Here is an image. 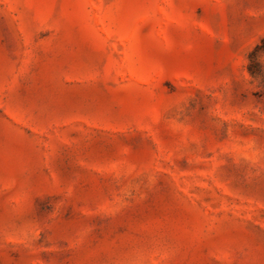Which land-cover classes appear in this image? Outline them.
I'll return each mask as SVG.
<instances>
[{
	"label": "rangeland",
	"instance_id": "obj_1",
	"mask_svg": "<svg viewBox=\"0 0 264 264\" xmlns=\"http://www.w3.org/2000/svg\"><path fill=\"white\" fill-rule=\"evenodd\" d=\"M263 37L264 0H0V264H264Z\"/></svg>",
	"mask_w": 264,
	"mask_h": 264
},
{
	"label": "trees",
	"instance_id": "obj_2",
	"mask_svg": "<svg viewBox=\"0 0 264 264\" xmlns=\"http://www.w3.org/2000/svg\"><path fill=\"white\" fill-rule=\"evenodd\" d=\"M258 53H264V37L260 40V42L255 46V48L253 49V51L250 53L249 55V60L252 63L253 60L255 59V56ZM250 71L252 73V75H255L252 70H251V64H250Z\"/></svg>",
	"mask_w": 264,
	"mask_h": 264
}]
</instances>
